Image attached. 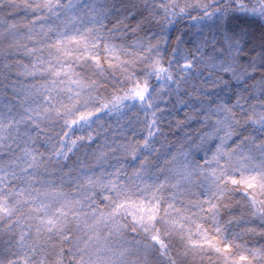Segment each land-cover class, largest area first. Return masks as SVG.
I'll list each match as a JSON object with an SVG mask.
<instances>
[{"label":"snow or ice","instance_id":"1","mask_svg":"<svg viewBox=\"0 0 264 264\" xmlns=\"http://www.w3.org/2000/svg\"><path fill=\"white\" fill-rule=\"evenodd\" d=\"M0 264H264V0H0Z\"/></svg>","mask_w":264,"mask_h":264},{"label":"trees","instance_id":"2","mask_svg":"<svg viewBox=\"0 0 264 264\" xmlns=\"http://www.w3.org/2000/svg\"><path fill=\"white\" fill-rule=\"evenodd\" d=\"M184 0H181V3H183ZM189 2H195V0H189ZM194 30L190 29L186 24L184 23H181L180 25H178L176 27V29L174 31H172L170 33V40H171V45L169 46V53H171V51L175 48V44H176V41L178 39V37L181 36L182 32H189L191 34V32H193ZM189 39V37H185V40L187 41ZM182 48L185 47V45H182L181 46ZM186 47L188 48H193L194 45L193 44H186ZM170 58V57H169ZM153 83H155V81H153ZM194 84H197L199 85L200 84V81H197L196 79L193 80ZM206 87H208L209 89L212 87V85L209 83L206 85ZM192 89V84H189L187 86V90H188V94L189 96H195L196 94L193 93L191 91ZM165 100L168 99V97H164ZM188 97L185 96L182 98V100H187ZM181 102H176L175 103V111L173 112V115L169 117L170 120H180L181 122H183L185 120V115L184 113H189V115H192L194 116L195 115V111L194 110H189L187 108L183 109V111H180L181 109ZM161 107H164L163 105H161ZM169 108L172 107V105H169L168 106ZM141 118H143L142 114H141ZM199 118L197 119H194L190 122V126L187 127V128H184L183 130L179 131L178 134H177V129L174 127L172 129H165L166 132H170V135H168L167 137H163L161 138V143H157L156 144V147L157 148H161L162 147V143L163 142H167L168 144H171V145H174L176 149H178L180 147V145L182 143L185 142V133H198L201 128L203 127L200 123L197 122ZM112 129L115 130L118 125L116 124L115 121H110L109 122ZM113 135H116L117 133L115 131H113L112 133ZM77 136L80 135V133H77L76 134ZM214 151V149H213ZM82 159V156L80 157ZM75 163V162H73Z\"/></svg>","mask_w":264,"mask_h":264}]
</instances>
